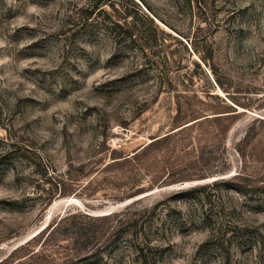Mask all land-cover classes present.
Returning <instances> with one entry per match:
<instances>
[{
  "label": "rangeland",
  "instance_id": "374dc122",
  "mask_svg": "<svg viewBox=\"0 0 264 264\" xmlns=\"http://www.w3.org/2000/svg\"><path fill=\"white\" fill-rule=\"evenodd\" d=\"M132 1L106 0L156 39L146 55L86 19L88 0H0V260L60 216L154 206L156 264H264V0ZM214 78L256 109L237 106L224 139L213 118L176 131L178 107L219 110ZM168 133L138 165L111 162ZM124 229L76 264H133Z\"/></svg>",
  "mask_w": 264,
  "mask_h": 264
},
{
  "label": "trees",
  "instance_id": "16d2710c",
  "mask_svg": "<svg viewBox=\"0 0 264 264\" xmlns=\"http://www.w3.org/2000/svg\"><path fill=\"white\" fill-rule=\"evenodd\" d=\"M128 1L136 6L132 0ZM139 1L145 6L144 0ZM102 5L109 6L116 14L104 13L102 11ZM77 10L85 12L86 19L92 15L93 17L96 16L98 21L105 26L106 33L114 41L134 43L141 39L142 44L140 50L144 55L156 45V39H152L151 34L147 31H139L137 29V22L133 15L131 16L125 10H122V14L118 15L119 13H117L118 11L112 2H106V0H88L85 6L79 7ZM136 11L140 13V19L146 21L152 27L153 33L159 31L164 34L154 21V19L160 20L156 15L152 14V16H148L138 8ZM201 20L204 22L205 19ZM213 81L214 85L222 92L221 97L217 98L219 101V110L213 112L211 109H202L205 114L194 117L197 111L191 110L189 113H183L178 107L173 117V123L178 127L176 131L190 128L201 120L209 122V119L213 118L212 121L216 125L213 126L214 130L224 139L231 125V119L240 113L237 111V106L245 109L244 111L256 109L253 106L251 97L240 95L238 87L234 85L231 87V79L227 78L224 83L217 78H214ZM209 114L214 115L208 117L207 115ZM185 117L191 118L190 121H185L186 123L184 124H178ZM259 122L264 124V119L259 118ZM252 134L253 131L250 127L244 134L239 145L243 146L249 141ZM168 137L169 133L163 136L152 137L149 142L138 147L131 154L120 155L119 153L113 152L112 156L114 157L112 158L117 159L111 162L138 165L143 155L155 149L161 142L169 139ZM236 151L238 153L240 152L241 155L243 154V151H239V149ZM236 176H239V174ZM143 188L142 185L131 187L127 197L139 193ZM199 189L191 188L187 191H198ZM256 189L262 190L264 186L256 187ZM153 209L154 206L150 210H146L148 216H145L144 219L131 217L126 212H122L119 215L109 213L99 216H91L84 212H77L60 216L46 224L40 231L22 244L14 247L8 256L0 260V264H76L77 261L89 260L88 257L91 250H103L106 247V242L112 241L124 226L128 228L124 229V231L133 238V242L128 246L132 263L156 264L154 253L159 247L157 243H151L147 237L151 228L155 227L150 216ZM106 232H108L107 240ZM62 241L65 243L63 244Z\"/></svg>",
  "mask_w": 264,
  "mask_h": 264
},
{
  "label": "water",
  "instance_id": "95a60500",
  "mask_svg": "<svg viewBox=\"0 0 264 264\" xmlns=\"http://www.w3.org/2000/svg\"><path fill=\"white\" fill-rule=\"evenodd\" d=\"M110 212L108 211L107 213H106V211L104 212V213H101V214H99V215H107V214H109Z\"/></svg>",
  "mask_w": 264,
  "mask_h": 264
},
{
  "label": "bare ground",
  "instance_id": "6f19581e",
  "mask_svg": "<svg viewBox=\"0 0 264 264\" xmlns=\"http://www.w3.org/2000/svg\"><path fill=\"white\" fill-rule=\"evenodd\" d=\"M69 199H73V198H69Z\"/></svg>",
  "mask_w": 264,
  "mask_h": 264
}]
</instances>
